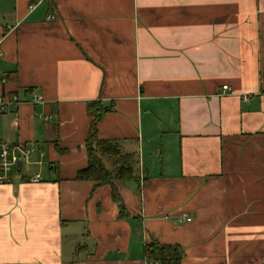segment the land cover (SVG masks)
<instances>
[{"label":"crops","instance_id":"obj_1","mask_svg":"<svg viewBox=\"0 0 264 264\" xmlns=\"http://www.w3.org/2000/svg\"><path fill=\"white\" fill-rule=\"evenodd\" d=\"M38 1L0 0V145L36 150L0 186V264H264V0ZM94 103L137 160L127 215L77 177Z\"/></svg>","mask_w":264,"mask_h":264},{"label":"trees","instance_id":"obj_2","mask_svg":"<svg viewBox=\"0 0 264 264\" xmlns=\"http://www.w3.org/2000/svg\"><path fill=\"white\" fill-rule=\"evenodd\" d=\"M91 105L88 115L92 119V123L87 145L90 164L87 169L79 172L77 177L81 181L95 182L96 186L111 185L113 199L121 204L122 214L127 215L126 206L123 203L120 189L116 186V181L136 180L135 166L137 160L133 154H123L118 141H101L98 139L97 126L102 116L110 112V109L95 103ZM107 160L112 161L113 171L107 168ZM184 256L185 252L180 245H160L157 242H151L145 250V259L148 264H182Z\"/></svg>","mask_w":264,"mask_h":264},{"label":"built area","instance_id":"obj_3","mask_svg":"<svg viewBox=\"0 0 264 264\" xmlns=\"http://www.w3.org/2000/svg\"><path fill=\"white\" fill-rule=\"evenodd\" d=\"M41 0L34 2L29 7L31 11L36 10ZM56 16L52 15L48 17L49 21H55ZM3 56L2 51H0V58ZM224 90H229L228 87H225ZM36 102H41L42 98L38 95H35ZM19 103V97L15 95L12 103L4 100L2 97L0 99V112L7 110V106L15 105ZM36 150L34 144L27 145L24 143L11 144L4 142L0 145V186H5V184H10L13 180L12 178L17 176L22 180H27V171L24 172L25 167H30L32 157L35 154ZM21 163L22 166L18 164ZM30 183H41L42 178L39 175H34L29 180ZM181 221L192 222V219L188 218L187 215L181 216Z\"/></svg>","mask_w":264,"mask_h":264},{"label":"rangeland","instance_id":"obj_4","mask_svg":"<svg viewBox=\"0 0 264 264\" xmlns=\"http://www.w3.org/2000/svg\"><path fill=\"white\" fill-rule=\"evenodd\" d=\"M108 161H110V160H108ZM109 163H112V161H110ZM28 169H29V167H25L24 172L26 173V171H28Z\"/></svg>","mask_w":264,"mask_h":264},{"label":"water","instance_id":"obj_5","mask_svg":"<svg viewBox=\"0 0 264 264\" xmlns=\"http://www.w3.org/2000/svg\"><path fill=\"white\" fill-rule=\"evenodd\" d=\"M19 166H22L21 163L18 164Z\"/></svg>","mask_w":264,"mask_h":264}]
</instances>
